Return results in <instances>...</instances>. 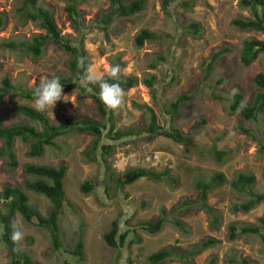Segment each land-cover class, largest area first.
I'll return each mask as SVG.
<instances>
[{
    "label": "rangeland",
    "instance_id": "rangeland-1",
    "mask_svg": "<svg viewBox=\"0 0 264 264\" xmlns=\"http://www.w3.org/2000/svg\"><path fill=\"white\" fill-rule=\"evenodd\" d=\"M21 0H0V13L9 15L8 24L0 31V85L9 77L17 89L33 90L39 80L59 77L60 82L71 77L69 61L71 56L59 46L50 43L44 54L34 58L24 50L5 47L9 41L21 43L35 35L46 34L32 22L21 23L14 17V9ZM80 2L83 32L78 31L68 18V3L65 0H39V5L50 10L64 35L77 42L85 35L88 54V69L100 78L108 76L113 65L120 66L119 75L139 79L132 89H123L124 101L113 110V124L116 130L135 128L137 135L121 141L107 140L103 144L118 145L114 154L107 159L117 175L119 156L130 160L128 168H146L156 172L168 171L164 181L142 178L123 189L117 187V178L107 171V163L90 161L85 152L95 137L89 133H70L57 140V148H48L44 157L31 158L28 146L17 140L15 148L19 168L10 170L0 160V192L7 185L23 187L27 179L24 168L28 164L59 167L66 164L64 181L68 198L74 207L65 205L59 218L61 238L67 254L54 251L50 232L43 227L27 223L16 215L14 226L24 233L20 248L32 256L34 264H148V257L164 248L173 253L189 252L194 246L208 238H215L219 244L191 258L173 257L162 264H231L248 259L251 264H264V246L258 236H240L229 240V227L237 224H256L264 216V203L248 213L233 212L232 205L246 201V195L236 193L231 182L238 174H253L257 184L255 190L264 192V154L259 151L258 140L264 139V109L256 120L246 121L240 111L232 112L231 104L236 94L244 97L243 106L253 105L257 92L255 78L264 74V54L250 66L241 63V51L245 41L264 40V34L257 31H241L233 27L237 18H250L249 9L243 8L241 0H148L145 10L131 18L116 17L108 32L99 29V20L111 10L110 0H75ZM131 1V0H124ZM188 2L189 6L185 3ZM195 3L194 6L192 4ZM198 23L201 31L197 37L188 33L189 26ZM149 30L162 38L146 42L139 49L135 45L136 35ZM226 52L214 65L210 77L205 79L202 63L222 49ZM164 58V61H160ZM155 76L153 90L143 81ZM62 84V83H61ZM63 87L64 99L55 108L45 111L54 124H65L69 120L94 119L102 123L97 104L79 90L70 91ZM190 94L176 115L171 114V104L178 96ZM35 108L34 101L17 97L14 93L0 101V124L9 126L27 122L16 111L19 106ZM148 107V109L146 108ZM153 109L158 126L169 131L181 129L192 139L190 145L178 144L165 136L151 137L143 132L151 123ZM205 120V124L201 122ZM110 126V123H108ZM238 125L252 130V137L238 129ZM108 132V131H107ZM105 132V133H107ZM3 143L0 142V148ZM229 151L225 163H218L211 151ZM125 170V171H126ZM217 173H224L227 182L214 189L207 203L220 215L219 228L211 226L209 215L199 208V192L196 183L208 182ZM96 184L90 193L81 190L85 182ZM30 204L43 215L48 216L52 203L44 196L27 192ZM190 207L180 209L182 203ZM171 213L163 230L157 235L138 231L141 241L131 242L133 234L124 246L109 247L104 236L111 231L112 223L120 221V234L137 227L141 222L154 221L161 215V209ZM1 210H5L0 205ZM174 220L183 223V229L174 225ZM85 229L86 257L79 262L72 252L78 242L82 225ZM139 229V228H138ZM2 226L0 224V232ZM9 250L0 243V264H9Z\"/></svg>",
    "mask_w": 264,
    "mask_h": 264
},
{
    "label": "trees",
    "instance_id": "trees-1",
    "mask_svg": "<svg viewBox=\"0 0 264 264\" xmlns=\"http://www.w3.org/2000/svg\"><path fill=\"white\" fill-rule=\"evenodd\" d=\"M68 3L67 13L68 18L78 31L83 32L85 28L83 26L82 13L78 9L80 2L75 0H65ZM111 10L104 13L99 20V29L104 32H108L110 24L116 17L119 18H131L141 12H143L147 6L148 0H110ZM243 8L249 9L251 13L250 18H237L232 22L233 27L241 31H257L264 34V0H241L240 2ZM189 6V3H185ZM195 3L192 4L194 6ZM169 7V1H164V9ZM14 17L21 23L32 22L40 29L44 30L46 34L35 35L31 40L16 43L15 41H9L5 44L6 48L11 50H24L26 54L36 58L41 57L48 44L54 43L59 46L64 52L71 56L68 67L71 77L68 80H63L61 83L67 90L75 91L79 90L84 96L90 97L98 107L100 114L103 117L102 123L97 122L94 119L82 118L78 120H69L65 124H54L45 112L36 111L34 107L23 105L17 108L16 113L24 117L27 122H21L9 126H3L0 124V142L3 146L0 148V160L5 161V166L10 170H16L20 164L16 152V142L21 140L28 146V155L31 158L44 157L48 148H59L57 140L74 133H89L95 140L89 149L85 152L86 157L91 161H99V156L103 157V162L107 163V171H111L117 177L116 171L112 166L108 165V157L115 153L118 145L116 144H103L102 141H121L127 138L137 135L135 128H129L127 130H116L113 124L114 114L113 110H109L101 102L99 98L100 88L99 85L86 84L82 79L86 71L88 70V54L85 48V35H81L77 42L72 41L70 38L62 35L52 12L39 5V0H21L14 9ZM9 15L7 13H0V31L4 30L8 24ZM201 31L198 23H192L189 26L188 33L197 37ZM162 38L149 30L140 31L135 38V45L141 49L146 42L158 41ZM231 49L225 48L215 53L209 60L202 63L205 79L210 77L214 65ZM264 54V40L250 39L244 42L241 51V63L248 67L254 63L258 57ZM81 59L83 64L81 65ZM160 61H164V58H160ZM109 83H119L124 89H132L138 83L139 79L130 76L117 75L116 78H109V76L102 77ZM156 77L153 76L143 81V84L153 90ZM255 83L259 92L255 97L253 105L243 106L244 97L242 94H236L234 101L231 104V111H240L244 120L251 121L256 120L259 112L264 109V74H258L255 78ZM91 87L92 91H88ZM34 90V89H33ZM33 90L17 89L9 77H5L0 85V101L12 93L17 97L23 98L27 101H34ZM190 99V94L178 96L176 100L171 104V114L176 115L182 104L186 103ZM148 109V107H146ZM151 112V123L143 132L147 133L151 137L165 136L172 139L178 144L190 145L192 139L189 135L184 134L181 129L173 128L166 131L164 128L158 126L157 116L153 109H149ZM110 123V126L109 124ZM205 124V120L201 122ZM238 129L252 137V130L245 128L243 125H238ZM108 131V132H107ZM107 132V133H105ZM259 151L264 154V139L258 140ZM230 155L229 151H220L217 148H213L211 156L215 158L218 163H225L227 157ZM25 174L32 179H27L23 183V187H13L7 185L3 191L0 192V205L5 210L0 209V224L2 231L0 232V243L7 246L9 250L10 262L9 264H34V260L31 255L23 251L18 242L11 240V233L14 231V218L16 215L22 217L27 223L35 224L39 227L46 228L52 237V244L54 251H62L69 254L65 250L62 238L61 230L59 226V218L61 211L65 205L74 207L73 202L68 198L64 181L67 176L68 167L66 164H61L59 167H49L44 165L28 164L24 168ZM169 175L168 171L156 172L152 169L146 168H128L122 174H119L117 178V187L120 189L125 188L128 185H132L142 178H149L153 181H164ZM227 182V178L224 173L215 174L208 182L199 181L196 183V189L199 192V199L197 201L198 207L204 210L211 218V226L213 228H219L221 223V217L219 213L210 206L207 201L211 192L224 185ZM257 184L256 176L253 174L241 173L231 182L233 190L240 194L246 195L247 200L241 203L232 205L233 212L248 213L253 210L257 205L264 203V192H257L255 186ZM96 187V184L85 182L81 190L84 193L92 192ZM27 192H32L40 196L46 197L52 203V208L48 216L43 215L35 206L30 204V198ZM190 207L188 202L182 203L180 209ZM173 209L170 213L166 209H161V215L154 221L141 222L137 227L127 230L125 233L120 234V221L116 220L112 223V229L104 236L105 243L111 248H118L124 246L128 238L133 235L131 242L141 241L138 237V231H144L149 235L159 234L166 223L171 213H174ZM174 225L183 229V223L174 220ZM84 224L80 232L78 242L70 254L75 257L79 262H83L86 257L85 247V229ZM139 228V229H138ZM229 240L234 241L240 236L255 235L261 240L264 246V216L257 220L256 224H246L241 227L237 224L229 227ZM136 239V240H135ZM220 241L215 238H208L201 243L194 246L189 252L173 253L171 248H164L158 252L151 254L148 257V264H162L177 257L183 259L185 263L191 261V258L196 257L205 250L214 247L219 244ZM231 264H251L248 259H243L241 262L231 261ZM129 264H133L130 260ZM210 264H217L216 259H213Z\"/></svg>",
    "mask_w": 264,
    "mask_h": 264
},
{
    "label": "clouds",
    "instance_id": "clouds-1",
    "mask_svg": "<svg viewBox=\"0 0 264 264\" xmlns=\"http://www.w3.org/2000/svg\"><path fill=\"white\" fill-rule=\"evenodd\" d=\"M83 59H81V65ZM121 69L119 65L111 66L108 73L109 78H116ZM82 79L86 84L99 85V98L105 107L109 110H117L124 101V92L119 83H109L94 74L91 69H88ZM88 91H92L89 87ZM35 109L39 112H45L48 109L55 108L58 101L65 100L63 95V87L59 77L45 78L39 80V83L33 90ZM125 172V171H124ZM24 233L14 226V231L11 233V240L19 242L23 239Z\"/></svg>",
    "mask_w": 264,
    "mask_h": 264
},
{
    "label": "built area",
    "instance_id": "built-area-1",
    "mask_svg": "<svg viewBox=\"0 0 264 264\" xmlns=\"http://www.w3.org/2000/svg\"><path fill=\"white\" fill-rule=\"evenodd\" d=\"M131 165L130 160L128 158H125L124 155H122L121 157L119 156L118 160L116 161L115 167L119 170V171H125L127 169V167H129Z\"/></svg>",
    "mask_w": 264,
    "mask_h": 264
}]
</instances>
